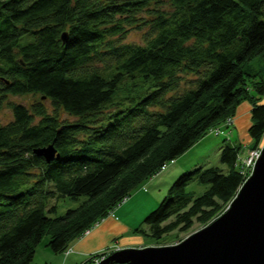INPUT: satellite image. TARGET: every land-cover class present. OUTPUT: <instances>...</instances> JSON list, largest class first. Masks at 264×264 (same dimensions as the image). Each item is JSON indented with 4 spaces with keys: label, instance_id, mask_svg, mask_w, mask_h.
Wrapping results in <instances>:
<instances>
[{
    "label": "trees",
    "instance_id": "16d2710c",
    "mask_svg": "<svg viewBox=\"0 0 264 264\" xmlns=\"http://www.w3.org/2000/svg\"><path fill=\"white\" fill-rule=\"evenodd\" d=\"M133 26L141 42L125 40ZM260 54L264 0H0V108L13 115L0 121V264H31L45 235L63 252L242 101L257 146L264 80L243 67ZM29 93L30 106L8 100ZM226 139L225 166L183 171L136 232L158 239L225 210L250 171ZM50 143L47 161L35 150ZM61 195L86 197L51 216Z\"/></svg>",
    "mask_w": 264,
    "mask_h": 264
},
{
    "label": "water",
    "instance_id": "95a60500",
    "mask_svg": "<svg viewBox=\"0 0 264 264\" xmlns=\"http://www.w3.org/2000/svg\"><path fill=\"white\" fill-rule=\"evenodd\" d=\"M35 151L47 161L58 157L52 143ZM261 151L229 206L205 227L176 244L123 248L103 263L264 264V144Z\"/></svg>",
    "mask_w": 264,
    "mask_h": 264
},
{
    "label": "rangeland",
    "instance_id": "374dc122",
    "mask_svg": "<svg viewBox=\"0 0 264 264\" xmlns=\"http://www.w3.org/2000/svg\"><path fill=\"white\" fill-rule=\"evenodd\" d=\"M146 27H143L142 29L135 28L134 26L129 29V31L126 33L125 40L127 41H135V42H141L143 39V36L145 35ZM244 70L247 73L252 75H255L256 78L264 80V54H260L257 56H254L251 60L245 63ZM39 98L38 94H24V95H13L8 94V100L13 102H20L27 106H30L33 102L37 101ZM263 98V97H262ZM262 100V99H261ZM44 102L47 105H50L49 100H44ZM65 116H68L67 113H63ZM13 117L12 110L10 106L5 101L3 105L0 108V121L2 123H7L9 120H11ZM233 119V118H232ZM232 119L230 123L226 124L229 125L232 122ZM223 129V126H222ZM216 129H214L215 131ZM208 131L203 137H205V140L197 141L196 144L191 146L184 154L179 156L178 164L176 165V168L174 171L167 172L164 174V178H160V182L157 184L153 183H143L137 188L133 189L130 195L124 199L120 204H118L113 210L119 209L118 213L119 216H123L125 220L130 222L131 224H136V227L142 226L144 229L147 228V225L143 223V219L145 215L152 209H154L157 204L160 202V200L167 194V191L170 187V185L174 182V180L185 170L192 169L196 166L203 165V166H211L216 165L220 167H224L225 165L220 160V149L221 146L225 142V133L224 129L218 135V133ZM239 134L234 133L231 135V138L228 137L227 142L230 144H234L239 146V153L240 156L243 158L245 156V161L247 160V163L250 164L251 161L255 160V157L258 153L261 152L262 146L264 144V137L262 138L261 142L255 146L252 149L253 141L250 140L245 144V141L243 140V137H241ZM207 136V137H206ZM254 157V158H253ZM253 158V159H252ZM244 159V158H243ZM246 163V162H245ZM173 164V162H169L167 166ZM166 166V167H167ZM246 167H248V164H246ZM181 169V171H178L174 173L176 170ZM174 173V174H173ZM208 185L198 183L196 180L191 181L187 185V189L195 190L197 194L202 193ZM85 195H81L78 198H72L67 195H61L57 198H52L49 200V205L55 204L56 210L49 212L51 216H56L59 214L64 213L69 207H76L78 206L81 201L85 198ZM233 199V198H232ZM231 202V201H230ZM230 202L228 203L227 207L229 206ZM226 207V208H227ZM225 208V209H226ZM112 211H110L109 214H111ZM108 214V215H109ZM123 214V215H122ZM208 224V223H207ZM204 224H201L197 221L193 223V225L185 230L181 229H175L163 236H161L158 239H155L145 232H136L133 229L134 233H138L141 235L143 241L135 244H121L117 240H113L112 243H109V245L105 246L100 252L107 253L108 256L114 253L115 251L121 250L123 248L127 247H145L147 245H153V246H162V245H170L175 244L179 242L180 240L184 239L189 234L193 233L196 230H199L202 228ZM135 228V227H134ZM91 228L85 230V233H87ZM82 234V235H83ZM49 236L45 235L43 240L40 242L41 245H45L48 241ZM39 243V244H40ZM47 245V244H46ZM44 247V246H42ZM42 249V248H40ZM70 249L67 247L63 252H68ZM107 251V252H105ZM97 255V254H96ZM94 255V256H96ZM107 256V257H108ZM113 262V261H112ZM110 263V262H107ZM121 263V262H120ZM87 264V263H85ZM106 264V263H103ZM127 264V263H125Z\"/></svg>",
    "mask_w": 264,
    "mask_h": 264
},
{
    "label": "crops",
    "instance_id": "0c3cea01",
    "mask_svg": "<svg viewBox=\"0 0 264 264\" xmlns=\"http://www.w3.org/2000/svg\"><path fill=\"white\" fill-rule=\"evenodd\" d=\"M261 101L264 102V96ZM232 118L231 124L223 126L225 137L227 139L228 137L231 138V135L237 132L241 137L244 135L243 140L245 144L252 140L248 133V128L252 122L251 103L242 101L238 105ZM223 129L221 127V132ZM218 135H220V133H218ZM202 140H205V137L201 138L199 141L202 142ZM179 158V156L175 158L171 161L173 164L169 166L166 165L167 167L165 166L159 173L152 176L145 183H159L160 178H164L165 173L174 171ZM178 171H181V169L179 168L174 173ZM118 210H120V208L113 210L111 214L101 219L87 233L71 241L68 246L70 250L66 253L55 252L48 245H41L40 243L36 248L31 264H85L105 246L112 243L113 240H117L121 244H137L142 242L143 239L141 235L133 232L136 224H131L122 218L123 216H119Z\"/></svg>",
    "mask_w": 264,
    "mask_h": 264
},
{
    "label": "built area",
    "instance_id": "2783aa9c",
    "mask_svg": "<svg viewBox=\"0 0 264 264\" xmlns=\"http://www.w3.org/2000/svg\"><path fill=\"white\" fill-rule=\"evenodd\" d=\"M259 154V153H258ZM257 154V155H258ZM256 155V156H257ZM254 158V157H253ZM252 158V159H253ZM245 161V160H244ZM255 160H253V161H251L250 162V164L252 163V162H254ZM246 163L245 164H248V167L250 166L251 167V165L249 164V163H247V160L245 161ZM105 252H107V251H105ZM108 254V252L107 253H104V252H100V253H97V255L96 256H94L87 264H103V261L105 260V259H107V255ZM106 264H121L120 262H110V263H106Z\"/></svg>",
    "mask_w": 264,
    "mask_h": 264
},
{
    "label": "bare ground",
    "instance_id": "6f19581e",
    "mask_svg": "<svg viewBox=\"0 0 264 264\" xmlns=\"http://www.w3.org/2000/svg\"><path fill=\"white\" fill-rule=\"evenodd\" d=\"M261 152H262V151H261ZM261 152H260V153H259V154H258V155L255 157V161H254V162H252V163L250 164V165H251V167H250V166L248 167L250 171H249V174L247 175L246 179L248 178V176H249V175H251V174H252V172H253V169H254V166H255V164H256V161H257V160H258V158L260 157V155H261ZM246 179H245V180H246ZM206 225H207V224H205L203 227H205ZM203 227H202V228H203ZM180 241H181V240H180ZM180 241H179V242H180ZM179 242H177V243H179ZM175 244H176V243H175ZM113 262H117V261H113ZM121 264H125V263H122V262H121Z\"/></svg>",
    "mask_w": 264,
    "mask_h": 264
}]
</instances>
